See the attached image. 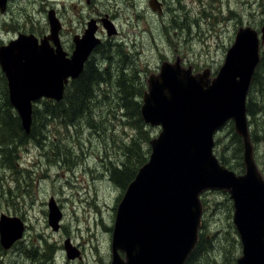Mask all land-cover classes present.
Segmentation results:
<instances>
[{"label": "rangeland", "instance_id": "obj_1", "mask_svg": "<svg viewBox=\"0 0 264 264\" xmlns=\"http://www.w3.org/2000/svg\"><path fill=\"white\" fill-rule=\"evenodd\" d=\"M166 2L167 8L165 11L162 8L161 14L150 7L149 0H93L91 6L86 0H9L6 11H0V43H8L20 31L28 33L33 29L41 34L48 30V10L52 3L72 22L83 14L88 17L90 7L97 6L100 14L110 12L119 34L116 43L111 39L112 45L104 46V53L114 55L113 59H105L98 53L97 60L87 66L94 65L104 77L98 85L91 86L87 97L89 104L96 99L92 103L90 123L85 119L67 125L56 120L45 122L48 123L47 132L44 130L46 139L31 140L17 148V156L12 158L16 159L17 169L1 163L0 151V215L21 217L26 224L22 238L10 249L0 251V264H40L47 245L54 249L53 264H110V230L123 192L110 180L108 171L112 164L126 159L127 147L138 133L123 116L122 95L133 90L131 82L139 88L144 83L134 93L142 105L148 75L158 72L164 60L174 61L177 56L195 71L209 67L216 73L238 28L251 25L260 30L264 23V0ZM260 51H264V43ZM258 65V72L264 76V62ZM0 73L4 74L1 66ZM73 81L70 80L66 92ZM248 94L247 101L254 95L258 102V113L249 115V127L257 139L253 141L255 159L264 176V84H260L258 91L250 87ZM51 103L52 100L43 97L35 103L34 112ZM144 123L149 139L141 138V145L144 150H150L149 157L150 139L161 128ZM231 123L228 121L215 135L220 142L218 147L215 145L217 152L231 143ZM123 143L128 145L123 148ZM231 149L232 145L224 153L231 155ZM244 170L245 166L240 172L234 169L237 173ZM51 197L62 211L58 230L49 223ZM201 197L210 204L202 226L207 238L213 237L214 242L196 255L193 264H237L243 245L233 222L230 195L209 190ZM227 203L232 204V210L227 211ZM66 239L80 250V256L74 260L66 255Z\"/></svg>", "mask_w": 264, "mask_h": 264}, {"label": "water", "instance_id": "obj_2", "mask_svg": "<svg viewBox=\"0 0 264 264\" xmlns=\"http://www.w3.org/2000/svg\"><path fill=\"white\" fill-rule=\"evenodd\" d=\"M8 0H0L5 11ZM162 11L158 0H150ZM51 34L40 42L33 34H19L0 45V66L8 83L9 100L28 134L33 123V102L42 97L57 101L64 96L69 78L83 70L94 44V27L74 40L71 57L49 48L61 24L49 10ZM109 34L115 32L106 20ZM264 23L260 30L240 26L219 70L164 60L147 79L140 108L143 120L160 126L150 140L151 153L121 198L112 229L110 264H184L196 246L202 224L201 193L228 192L234 206L233 222L243 245L237 264H264V176L255 159L247 115V95L260 62ZM229 120L243 144L245 170L236 173L214 152L215 135ZM49 223L60 228L62 211L54 197L49 201ZM26 224L21 217L0 215V243L9 249L22 238ZM67 257L80 250L65 240Z\"/></svg>", "mask_w": 264, "mask_h": 264}, {"label": "trees", "instance_id": "obj_3", "mask_svg": "<svg viewBox=\"0 0 264 264\" xmlns=\"http://www.w3.org/2000/svg\"><path fill=\"white\" fill-rule=\"evenodd\" d=\"M263 62L264 51L261 52L260 59V63ZM258 66L255 70V73L253 74L251 81L250 87L252 88V91L254 89L258 91L260 84H264V76H262L258 72ZM91 69V72H84L80 77L73 79V85L71 86L70 90L65 93L62 100H52L53 103L49 104L48 107L35 109V112L33 114L34 121L32 123L31 131L28 134L23 129L20 117L10 103L6 77L3 73H0V90L5 91H3V93L0 92V151L2 153V164H6L13 169H17L16 159H12L17 156V148L25 145L31 140H36L39 142L42 139H46L47 134L44 131L46 130L45 127L49 122L53 120L59 121L65 125L74 124L78 121H81L82 119H85L88 123L93 120L91 115L92 103H94L96 99H93V102L89 104L87 97L89 96V94H91V86L98 85V83L102 81L104 77L100 72L97 71L96 67L92 66ZM143 84L141 85V88L143 87ZM130 87L133 90H130V92H126L124 95H122L123 102L121 106L125 109L123 116H125L126 118V123L130 126L132 125L138 133L136 137H134L130 141L129 146L127 147V153L125 154L126 159L120 164H112L108 171L110 180L117 186H119L122 189L123 193L126 190L128 184L134 179L140 166H142L148 160V153L150 151L149 149L147 151L144 150L143 146L141 145V138L145 137V139H149V136L148 131L144 128L146 124L144 123L140 114L141 102L139 101V99H137V97H135L134 94L138 91L139 87L135 86L133 82H131ZM249 95L250 94H248V96ZM257 107L258 102L256 100V97L252 95L247 101L248 115L255 116L258 113ZM39 121L41 122V125L37 124ZM45 122L48 123L45 124ZM230 127L231 129L229 131V136L232 135V138H230L232 144L229 142L227 143V145H223L220 152H217L216 150L215 152L222 164L226 166L228 165V168L232 170L235 169L240 172L244 168L242 140L240 136L235 132L232 123L230 124ZM37 130H40V132H38ZM252 140L256 141L257 139L252 135ZM218 143L220 142L216 140V147H218ZM127 145L128 143H123V148ZM231 145V155H226L224 153V150ZM232 157L235 159V161L232 160ZM12 161H15V163H13ZM202 201L204 204L203 220H206L205 212L206 209L208 210L210 204L206 202L204 197H202ZM226 206L227 211L232 210V204L230 205L227 203ZM205 232V227L202 226L197 245L185 264H193L196 255L200 252L205 251L208 247V243H211L213 245V237H211V239H208V235H206ZM0 251H3V247L1 246V244ZM53 251L54 249L51 250V248L47 245V248L44 249V252L41 256L40 264H53V260L51 258ZM31 257L35 258L36 254H31Z\"/></svg>", "mask_w": 264, "mask_h": 264}, {"label": "flooded vegetation", "instance_id": "obj_4", "mask_svg": "<svg viewBox=\"0 0 264 264\" xmlns=\"http://www.w3.org/2000/svg\"><path fill=\"white\" fill-rule=\"evenodd\" d=\"M9 1V0H8ZM160 3L162 4V8L165 9L167 8V2L166 0H159ZM86 3L88 5H92L93 0H86ZM54 3H52V8L55 10L56 12V16L60 21V28L57 32V34H55V37L53 39L49 40V48L52 49L53 51H56L57 48H60L62 51L67 53V56H71L75 50V43L74 40L76 38H82V36H84L85 32L87 29H90V26H93L94 29V36L96 39H98V42H96V44H94L89 57L87 59V61L84 64V68L82 70V72H91L92 71V64L88 66V63H92L93 61L97 60L96 55L98 53H101V56L105 59H113V55H107L104 53L105 49L104 46L107 44H111V39H113L116 43L117 37L119 36V34H116L117 32L115 31V33L113 34H109L108 29L106 27V20L110 21H114V17L112 16V14L110 12H104L103 14H100V10H98L97 6H94L93 8L90 7V13L89 16H84V14L78 19L76 22H72L71 19H67L63 14H61L59 12L58 9H55L53 6ZM8 5V2H7ZM7 5H6V9H7ZM51 8V9H52ZM73 8L76 9L77 6L73 5ZM162 9V12H163ZM111 14V15H110ZM48 19V18H47ZM48 25H49V20H48ZM76 25V26H73ZM19 34H33L36 38H38L39 42L43 37L49 36L51 34L50 31V25L48 26V30L42 31L41 34H38L37 31L35 30H29L28 33H24V32H18ZM17 35V36H18ZM16 38V37H15ZM13 38V39H15ZM10 41L12 40L9 39ZM9 41V42H10ZM4 44V42L2 41L0 43V45ZM81 72V73H82Z\"/></svg>", "mask_w": 264, "mask_h": 264}, {"label": "bare ground", "instance_id": "obj_5", "mask_svg": "<svg viewBox=\"0 0 264 264\" xmlns=\"http://www.w3.org/2000/svg\"><path fill=\"white\" fill-rule=\"evenodd\" d=\"M115 49V48H114ZM114 56V55H113ZM75 246V245H74ZM76 247V246H75ZM77 248V247H76ZM64 249H65V247H64ZM65 252H66V250H65ZM68 259H70V260H74V259H71V258H68Z\"/></svg>", "mask_w": 264, "mask_h": 264}]
</instances>
